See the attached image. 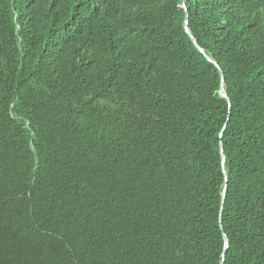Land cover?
I'll use <instances>...</instances> for the list:
<instances>
[{"label": "trees", "instance_id": "16d2710c", "mask_svg": "<svg viewBox=\"0 0 264 264\" xmlns=\"http://www.w3.org/2000/svg\"><path fill=\"white\" fill-rule=\"evenodd\" d=\"M180 3L0 0V264H264V0Z\"/></svg>", "mask_w": 264, "mask_h": 264}, {"label": "water", "instance_id": "95a60500", "mask_svg": "<svg viewBox=\"0 0 264 264\" xmlns=\"http://www.w3.org/2000/svg\"><path fill=\"white\" fill-rule=\"evenodd\" d=\"M180 7L182 8V10L184 11V22H183V29H184V32L186 33V35L188 36V38L191 40L192 44L194 45V47L198 50V52L200 54L203 55V57L210 63H212L214 66L217 67V64L215 61H213L205 52L202 48H200L196 42V40L194 39V37L192 36V34L190 33L189 29H188V13H187V9L185 7V4H184V0H181V3H180ZM220 72V78H221V84H220V90H219V96L221 98H224L226 99V101L228 102L229 104V100L227 98V95L225 93V90L223 88V74L221 71ZM221 135V134H220ZM220 151L222 153V145L220 144ZM224 155L222 154V163L224 162ZM224 175H225V182L227 181V175L226 173L224 172ZM226 189H227V186L226 184L224 185V188H223V191H222V198H221V206H220V215H219V218H221V214H222V211H223V205H224V199H225V192H226ZM224 245H225V248L228 246V240H227V237L224 235ZM223 257H224V254H222V261H221V264H223Z\"/></svg>", "mask_w": 264, "mask_h": 264}, {"label": "clouds", "instance_id": "9594fccd", "mask_svg": "<svg viewBox=\"0 0 264 264\" xmlns=\"http://www.w3.org/2000/svg\"><path fill=\"white\" fill-rule=\"evenodd\" d=\"M226 248H227V247H226ZM226 248H225V245H224V250H225ZM222 254H224V252H223ZM221 259H222V255H221ZM223 260H224V257H223ZM221 261H222V260H221Z\"/></svg>", "mask_w": 264, "mask_h": 264}]
</instances>
